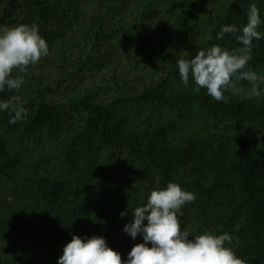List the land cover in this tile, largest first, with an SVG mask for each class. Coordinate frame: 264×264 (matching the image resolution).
Returning <instances> with one entry per match:
<instances>
[{"label":"trees","instance_id":"1","mask_svg":"<svg viewBox=\"0 0 264 264\" xmlns=\"http://www.w3.org/2000/svg\"><path fill=\"white\" fill-rule=\"evenodd\" d=\"M261 23L247 70L264 76V0H0V26L39 27L49 55L24 72L0 111V264H58L73 235L100 236L127 258L131 211L169 182L191 237L228 233L247 264H264V84L237 80L217 101L177 61L214 45L242 48ZM125 210L129 215L121 218ZM147 223V221H145ZM150 246V245H149Z\"/></svg>","mask_w":264,"mask_h":264},{"label":"clouds","instance_id":"2","mask_svg":"<svg viewBox=\"0 0 264 264\" xmlns=\"http://www.w3.org/2000/svg\"><path fill=\"white\" fill-rule=\"evenodd\" d=\"M260 23L258 10L252 5L248 23L242 29L225 25L217 34V39H223L227 33L240 31L238 40L242 48L229 50L217 44L199 50L192 59L178 60L184 86L189 85L191 77L196 85L195 91L206 89L209 96L221 101L226 91L240 93L237 80H247L252 85L248 98L259 97L264 76L247 70V65L251 60L252 41L261 35L257 31ZM48 55L49 45L37 25L0 26V92L5 88L20 89L25 80L23 76H13V70L24 72L29 65ZM13 103L16 107L11 122L15 123L26 115L21 97L0 101V111L8 110ZM195 199L194 193L182 189L178 183L169 182L165 188L153 190L145 204L131 211V222L123 231L133 240L141 236L143 242L133 246L126 259L122 260L121 254L109 247L103 237L73 235L63 248L58 264H247L233 248L226 246L232 243L230 234L205 232L191 237L187 229H182V206ZM127 215L128 210L120 213L121 218Z\"/></svg>","mask_w":264,"mask_h":264}]
</instances>
